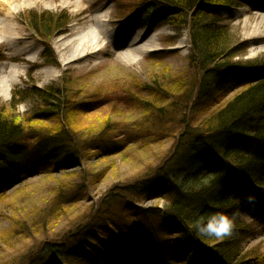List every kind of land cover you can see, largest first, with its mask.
<instances>
[{
    "label": "trees",
    "instance_id": "obj_1",
    "mask_svg": "<svg viewBox=\"0 0 264 264\" xmlns=\"http://www.w3.org/2000/svg\"><path fill=\"white\" fill-rule=\"evenodd\" d=\"M132 1L133 9L119 19L125 25L188 29L184 77L163 76L140 93L126 92L121 105L134 111L132 120L107 114L83 128L77 118L102 113L112 101L79 98L69 84L15 90L9 107L0 105V201L26 178L66 173L128 146L176 139L174 153L152 175L109 191L55 250L46 245L27 264H263L262 255L241 253L264 221V61H233L247 47L235 41L219 13L256 0ZM30 17L29 27L44 42L68 24L65 15ZM27 101L31 109L15 113ZM152 199L163 205H136ZM213 216L229 219L227 232L201 233L198 226Z\"/></svg>",
    "mask_w": 264,
    "mask_h": 264
},
{
    "label": "rangeland",
    "instance_id": "obj_2",
    "mask_svg": "<svg viewBox=\"0 0 264 264\" xmlns=\"http://www.w3.org/2000/svg\"><path fill=\"white\" fill-rule=\"evenodd\" d=\"M122 2L0 0V49L5 55V60L0 62V105L9 107L15 90L69 84L79 98L102 97L112 101L111 105L103 107L102 113L77 118L78 126H90L107 114L115 121L124 122L136 116L134 111L121 105L127 100L123 97L126 92L132 95L140 93L141 87L151 85L153 80L160 81L163 76L165 81L166 76L184 77L191 51L188 29L162 26L152 31L127 26L119 19L121 14L127 16L130 13L133 1ZM43 13L68 18L63 34L55 36L52 33L46 42L27 23L31 21V15ZM219 13L229 25L234 40L247 47L233 61L262 63L264 0L237 8H220ZM96 15L107 20L105 29L112 37V43L100 55L71 61L69 51L58 49L60 41L77 37L80 34L77 32H81ZM93 28L95 33L99 32ZM140 36H143L140 44L131 49V43ZM142 46L147 50L135 55L137 62L127 65L118 60L126 49L134 52ZM114 48L118 50L114 51ZM151 55L160 60L146 61ZM8 84L10 86L6 89ZM139 97L143 96L139 94ZM116 103L118 112L111 113L110 108ZM31 105L29 101L21 102L15 113L22 115L31 109ZM175 142L176 139L168 138L150 147L128 146L106 159L84 161L66 173L53 176H31L9 188L7 198L0 201V264H27L46 249V245L55 250L67 234L75 231L100 208L101 200L109 191L152 175L174 153ZM155 204L163 205L162 201L154 199L136 203L141 207ZM252 207H249L248 214L242 216L246 222L252 218ZM242 249L241 254L251 252L262 255L264 259V221L256 224L253 237L244 242Z\"/></svg>",
    "mask_w": 264,
    "mask_h": 264
},
{
    "label": "bare ground",
    "instance_id": "obj_3",
    "mask_svg": "<svg viewBox=\"0 0 264 264\" xmlns=\"http://www.w3.org/2000/svg\"><path fill=\"white\" fill-rule=\"evenodd\" d=\"M106 22L107 20L104 19V17L102 18L98 15L94 16L88 21V24L82 28L81 32H77L80 33L77 37L71 39H62L58 49L60 51H69L70 56H72L71 61L88 60L96 55H100L106 50L107 45L112 43V37L108 35V31L105 29ZM92 28L99 32L95 33ZM142 39L143 36L135 39L131 43L130 48L139 45ZM104 43L106 44L103 45ZM119 49H122V46H120ZM131 49H126V52L123 55L120 54L118 56V60L127 65L135 63L138 61L137 58L134 60L135 55L139 53L143 54V52L147 50V48L143 46L136 49L134 52ZM117 50L118 49L114 48V51ZM9 86L10 84L6 85V89H8Z\"/></svg>",
    "mask_w": 264,
    "mask_h": 264
},
{
    "label": "clouds",
    "instance_id": "obj_4",
    "mask_svg": "<svg viewBox=\"0 0 264 264\" xmlns=\"http://www.w3.org/2000/svg\"><path fill=\"white\" fill-rule=\"evenodd\" d=\"M198 227L201 233L220 235L227 232V230L231 227V223L227 217L213 216L211 217L210 223H206V225Z\"/></svg>",
    "mask_w": 264,
    "mask_h": 264
},
{
    "label": "snow or ice",
    "instance_id": "obj_5",
    "mask_svg": "<svg viewBox=\"0 0 264 264\" xmlns=\"http://www.w3.org/2000/svg\"><path fill=\"white\" fill-rule=\"evenodd\" d=\"M223 230V229H222Z\"/></svg>",
    "mask_w": 264,
    "mask_h": 264
}]
</instances>
